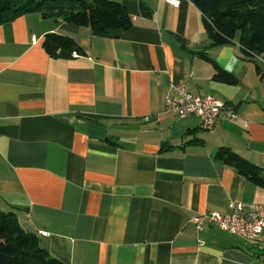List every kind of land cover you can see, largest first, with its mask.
Listing matches in <instances>:
<instances>
[{"label":"crops","instance_id":"0c3cea01","mask_svg":"<svg viewBox=\"0 0 264 264\" xmlns=\"http://www.w3.org/2000/svg\"><path fill=\"white\" fill-rule=\"evenodd\" d=\"M118 1L133 24L117 38L38 12L0 25V211L63 264H264V230L249 241L191 221L234 201L264 209V187L214 158L224 146L264 167L262 69L237 38L208 47L190 0ZM48 32L85 54L50 56ZM203 51L236 83L213 80ZM176 84L239 117L178 118L165 107Z\"/></svg>","mask_w":264,"mask_h":264},{"label":"trees","instance_id":"16d2710c","mask_svg":"<svg viewBox=\"0 0 264 264\" xmlns=\"http://www.w3.org/2000/svg\"><path fill=\"white\" fill-rule=\"evenodd\" d=\"M190 1L201 12L208 47L231 45L237 38L241 53L255 64L260 73V64L264 65V0ZM141 10L148 14L145 6L142 5ZM33 12L87 26L94 35L110 38L119 37L133 24L127 6L118 0H0V25ZM42 47L52 57L85 54L72 37L56 32L44 35ZM198 54L213 64V80L236 83L232 74L206 56L204 51ZM214 158L255 185L264 187V167L224 146L217 149ZM0 264L63 263L40 245L36 233L19 225L14 210H8L0 211Z\"/></svg>","mask_w":264,"mask_h":264},{"label":"built area","instance_id":"2783aa9c","mask_svg":"<svg viewBox=\"0 0 264 264\" xmlns=\"http://www.w3.org/2000/svg\"><path fill=\"white\" fill-rule=\"evenodd\" d=\"M163 1L173 7H178L181 3V0ZM32 39L35 41L34 37ZM165 107L178 118H185L189 115L198 117L204 128L213 127L221 112L228 119L239 117L230 103L212 95H194L182 84L170 85L166 90ZM228 209L227 213L211 211L197 214L191 218V221L198 230L205 222H208L226 232L255 241L264 230L263 206L257 203L244 204L234 201L230 202Z\"/></svg>","mask_w":264,"mask_h":264},{"label":"rangeland","instance_id":"374dc122","mask_svg":"<svg viewBox=\"0 0 264 264\" xmlns=\"http://www.w3.org/2000/svg\"><path fill=\"white\" fill-rule=\"evenodd\" d=\"M260 66H261L262 72L264 74V65H262V63H261ZM258 252H260V254L264 257V247H263V249L259 250Z\"/></svg>","mask_w":264,"mask_h":264},{"label":"water","instance_id":"95a60500","mask_svg":"<svg viewBox=\"0 0 264 264\" xmlns=\"http://www.w3.org/2000/svg\"><path fill=\"white\" fill-rule=\"evenodd\" d=\"M262 108H264V104H262Z\"/></svg>","mask_w":264,"mask_h":264}]
</instances>
